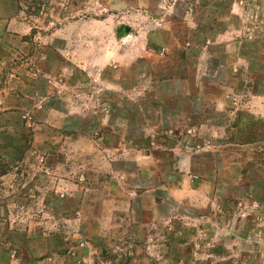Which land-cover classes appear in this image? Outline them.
Returning <instances> with one entry per match:
<instances>
[{
    "label": "rangeland",
    "instance_id": "rangeland-1",
    "mask_svg": "<svg viewBox=\"0 0 264 264\" xmlns=\"http://www.w3.org/2000/svg\"><path fill=\"white\" fill-rule=\"evenodd\" d=\"M0 264H264V0H0Z\"/></svg>",
    "mask_w": 264,
    "mask_h": 264
},
{
    "label": "crops",
    "instance_id": "crops-1",
    "mask_svg": "<svg viewBox=\"0 0 264 264\" xmlns=\"http://www.w3.org/2000/svg\"><path fill=\"white\" fill-rule=\"evenodd\" d=\"M166 85V84H165ZM169 86V85H168ZM161 118H160V116L158 117L157 116V120H160ZM80 135V134H79ZM80 137V139L78 140V142H82V140H83V136H79ZM113 153L115 152V151H112ZM92 154H94V152L92 151ZM106 167L104 168V169H107L108 167V165L106 164L105 165ZM119 185V184H118ZM120 194H121V190H120V187L119 186H114V184L111 186V187H107L106 186V189H105V191L103 192V195L105 196V201H107V202H109V201H113V200H115L116 199V197L119 199L120 197Z\"/></svg>",
    "mask_w": 264,
    "mask_h": 264
},
{
    "label": "water",
    "instance_id": "water-1",
    "mask_svg": "<svg viewBox=\"0 0 264 264\" xmlns=\"http://www.w3.org/2000/svg\"><path fill=\"white\" fill-rule=\"evenodd\" d=\"M127 29V28H126Z\"/></svg>",
    "mask_w": 264,
    "mask_h": 264
}]
</instances>
